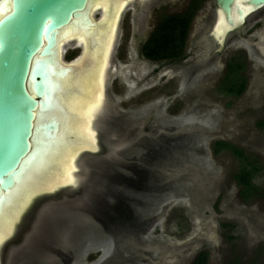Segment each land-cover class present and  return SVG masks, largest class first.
<instances>
[{
    "label": "rangeland",
    "instance_id": "374dc122",
    "mask_svg": "<svg viewBox=\"0 0 264 264\" xmlns=\"http://www.w3.org/2000/svg\"><path fill=\"white\" fill-rule=\"evenodd\" d=\"M185 2L187 0H170L169 10H181ZM124 15L127 18L125 24H117L118 31L116 27V43L121 44L123 57L135 35L129 22L130 14L127 12ZM121 16L122 13L119 20ZM214 17L209 8L200 13L188 41L189 51L202 58L199 59L197 55L196 63L193 54L188 58L189 63L204 66L202 63L207 61L211 69L209 67L202 72L201 66L200 73L191 76L188 68L170 67L152 84V89L139 93L133 101L134 105H139L153 100L152 106L157 113L154 123L157 122L156 117L160 121L164 117L176 125L170 132L162 126L154 127L157 129L153 132L154 137L156 134L168 138L182 135L198 139L199 146L191 147L188 152L170 146L167 149L168 158H157H161L162 162L159 168H153L154 187L148 191L153 194L154 205H150L151 201H148L149 206L138 204L136 219L125 220V225L120 227V237L115 240L112 233L107 234L102 243L81 256L83 264H192L202 249L209 251V264H227L236 257L243 264H252L256 255L260 258L256 264H264V201L252 199L244 202L240 196L241 188L234 179L241 161L231 151L224 149L217 154L214 152V143L224 141L259 157L264 164V127L259 125L264 118V9L251 15L245 25L230 31L221 47L215 45L211 31ZM153 25L154 22L149 30L153 29ZM71 47L73 44H68L67 50ZM218 48L220 54H217ZM240 51L248 54L249 83L242 96L234 97L224 93L227 85L223 76L228 60ZM52 62L57 65L56 60ZM108 66L109 62L105 77ZM102 103L103 100L97 105L96 112ZM72 140L68 136L64 143ZM157 141L163 144L164 155L167 143L162 137ZM80 146L75 149H80ZM82 147L98 152L101 150L96 143H83ZM51 172L54 173L48 168L42 170L41 179ZM255 181L258 185L264 184V171L258 174ZM158 183L162 186L158 187ZM158 195L165 197V201L159 202L156 199ZM30 202L23 206L27 208ZM21 208L13 216L7 235L0 234L1 249L12 235L17 220L25 218L26 208ZM222 223L237 225L238 228L230 231L234 237H231L232 242L227 241V230ZM114 228L111 226L109 229Z\"/></svg>",
    "mask_w": 264,
    "mask_h": 264
},
{
    "label": "flooded vegetation",
    "instance_id": "af4514ba",
    "mask_svg": "<svg viewBox=\"0 0 264 264\" xmlns=\"http://www.w3.org/2000/svg\"><path fill=\"white\" fill-rule=\"evenodd\" d=\"M122 1L125 2V0H115L118 4L117 6L121 5L120 3ZM131 1L121 13L122 16L125 13L127 14V12L130 14L129 22L135 34L133 36V41H131L130 47L126 50V56L124 57L121 44L118 45L115 41L110 65L108 66L109 70L107 69L105 77V92L103 95L104 99L101 112L96 122L92 118L91 124L89 125V129L92 130L90 132L94 133V135H92L94 136V141L97 140V145L101 150L99 152L96 151V149L85 150L79 160L80 169H78L76 165L77 159L72 163L73 166H76L75 170L83 171L82 176L79 174L81 172L78 171L80 177L84 179L83 183L79 184L81 186H86L88 184L87 186L91 188L89 197L86 198L85 204L82 206L83 217L81 218H83V227L79 230V234L84 235L81 239L82 242L76 245L73 241L76 238L67 240V237L62 235L63 232L61 230L59 234V231L55 229L51 230L50 227L48 230L46 229L47 231L42 233V228H44L42 225L34 227L24 235L16 229L14 236L18 239L22 238V241L14 246L9 245L6 249V256L4 249V259L6 257L7 261H0V264H83L81 256L86 251L95 248L96 244L102 243L103 240L106 239V235L112 232V229H109L111 226L117 228V222L122 219L127 221L136 219L138 214L136 206L138 204L144 207L149 206L148 201L149 203L151 201L150 205L155 201L153 199V194H150L151 192L148 193V191H151L154 187L153 179L155 177L153 168L154 166L159 168V164L162 162L161 158L160 160L157 158L161 156L168 158L169 150L167 151V149L170 146H175V143L176 147L184 152H188L191 147L199 146L198 139L186 138L182 135L168 138L163 134H156L154 137L153 132L154 130L157 131L154 127L162 126L166 131L170 132L176 128V125L172 120L167 118L164 119V117L161 121L156 117L157 122L156 124L154 123L157 113L154 110V106H152L154 104L153 100H147V103L145 102L146 104L141 102L139 105H134L133 101L139 93L152 89V84L161 74L167 72L170 67L175 69H180L181 67L188 68L187 72L191 73V76L195 73H200L201 68L199 67L203 65L199 63L196 66H192L188 61L190 56L193 54L195 55V53L189 51L188 41L196 18L208 8L211 9V12L215 14L214 23L211 28V31H213V39L215 40L214 43L217 47H221V44L223 42L225 43L226 39L220 41L222 38L221 36L217 37L215 29L224 18L227 26L232 25L227 17L226 11L217 4L216 0H187V2H185L186 5L178 11L174 8L172 11L169 10L170 0ZM243 5L245 7L249 6L248 4ZM129 7L130 9L127 11ZM263 9L264 6L254 12L245 13L243 22L239 20V14L233 12L232 17L234 18L232 19L235 26L231 31L245 25L247 19L251 15ZM192 10H194V15L190 22V34L182 56L175 59L159 60L149 58L145 51L146 45L158 26L161 23H167L166 20L169 19V17L183 16L188 12L191 13ZM97 15L98 17H96V20L99 21L102 18V14L100 13ZM122 16L119 23L124 25L127 18H125V15L123 18ZM153 22L155 25H153L152 30H149ZM210 37H212V35ZM67 47L68 45H66L64 49V61L67 63L73 62L75 64L76 61L83 57L85 52L83 47L73 46L68 50ZM91 47L92 50H90V54L92 55L96 47L92 45ZM220 52L218 48L217 54H220ZM246 54L245 51H240L236 55L245 57L246 76L249 83V77L247 75L248 64L246 62L248 54ZM197 55L194 57L196 63H198L196 61L198 57L202 59L201 56L198 55L197 57ZM84 61V66L88 69L90 67L92 68L90 60L84 58ZM208 63L207 61L202 63L204 64L202 72L203 69L205 70L210 67V63ZM227 66L228 63L224 70L223 79L225 78ZM148 85L150 87H148ZM61 104L60 102V105ZM160 136L165 143H167V148H165L166 156L165 154L162 155L164 153L163 144L157 141L161 138ZM72 138H74V136ZM187 139H191L194 144L190 146L187 145ZM77 178L79 177L76 176V179ZM159 183L158 187L162 186L159 185ZM75 185L77 186V184ZM75 185L66 187H75ZM54 190L55 187L51 190L46 189V191ZM41 191L43 192L44 190L37 189L36 192L31 195L37 197L38 193ZM159 195L156 199L159 202L165 201L166 198L163 196L159 197ZM35 201L36 200H34V203ZM48 215L49 217L56 216L55 206L50 208V213ZM48 215H46V217H48ZM50 222H54V219H50ZM90 224L94 229H90ZM12 253H16V255L11 258ZM8 259L10 260L8 261Z\"/></svg>",
    "mask_w": 264,
    "mask_h": 264
},
{
    "label": "water",
    "instance_id": "95a60500",
    "mask_svg": "<svg viewBox=\"0 0 264 264\" xmlns=\"http://www.w3.org/2000/svg\"><path fill=\"white\" fill-rule=\"evenodd\" d=\"M95 2L97 1L0 0V214L9 204L10 195L24 183L30 171L39 163L41 155L48 148H53L60 132L56 111L60 106L59 97L63 87L61 88L58 79L76 71V63L64 61V49L70 43L80 46L76 42L77 37L72 41H65V35L75 27L82 32H90L106 19L107 25L114 22L112 14L96 20V15L102 14V11L97 8L98 13L93 14ZM112 2L114 4L115 0ZM216 2L226 11L233 27V12H237L239 20L243 22L245 13L264 6V0ZM243 4L249 6L245 7ZM94 54L95 52L92 55ZM54 60L57 65L53 64ZM68 136L74 139L70 132ZM187 143L189 146L194 144L191 139H187ZM79 172L82 176L83 171ZM79 174L75 187H59L55 192H40L34 199L36 205L33 200L27 206L25 218L20 222L24 223H18L17 231L24 235L42 225V233L49 227L59 231V234L61 230L67 240L76 238L73 240L76 245L81 244L84 236L79 234L83 227L82 206L89 197L91 188L88 184H79L84 181ZM51 204L56 207L55 217L48 215ZM50 219H54V222L51 223ZM124 222V219L118 221L117 228L112 230V234L109 233L115 240L120 237V227L125 225ZM90 229H94L91 224ZM20 241L22 238L14 236L7 241L0 250L1 262L7 261L6 257L4 259V249L6 252L9 245L14 246ZM14 255L16 253H12L11 258Z\"/></svg>",
    "mask_w": 264,
    "mask_h": 264
},
{
    "label": "bare ground",
    "instance_id": "6f19581e",
    "mask_svg": "<svg viewBox=\"0 0 264 264\" xmlns=\"http://www.w3.org/2000/svg\"><path fill=\"white\" fill-rule=\"evenodd\" d=\"M96 1L97 2L93 4V14L96 12L98 13V11H96L97 8H101L102 18L104 19L106 16L110 17L112 14L114 22L107 25L108 19H106L97 29L90 32H82L80 28L75 27V29L69 30L70 32L65 35V41H72L77 37L78 41L76 42L84 48L85 52L83 57L75 62L76 71L72 72L71 75L58 79L61 84V88L63 87V91H61V96L59 97L62 104L59 106L58 111H56V117L59 120L60 132L56 137L53 148H48V150L41 155L39 163H37L36 167L32 170L33 172H30L24 183L10 195L9 204L5 206V209H3L0 214V216H2L0 217L1 235H7L9 226L11 225L10 223H12L13 216L17 213L18 208L22 207L21 210H25L26 206L24 207L23 205L30 202L33 197L31 194L35 193L37 189H43L46 191V189L51 190L55 187V190H57L59 187L75 185L78 180V178L76 179V173L79 170H75L76 168L73 169L72 163L78 159L85 150H92L87 147L81 148L82 144H97V140L94 141V136H92L94 133L90 132L92 130L89 129V125L92 121L90 119V114L94 112L93 120L96 122V119L101 112V107L98 112H96V109L98 108L97 105L99 102L104 98L105 69L108 62L110 65L113 47L116 40V27L117 24L119 26L120 21L119 15L124 9L126 3L131 0H125V2L122 1L119 6H117L118 4L116 2L113 4L112 0ZM232 28V25L227 26L224 18L221 20L220 24L216 26L215 34L217 37L221 36L222 39L220 41H224V38ZM91 44L94 45L93 47H97L94 55L90 54V50H92ZM63 49L64 47L62 50ZM110 54L111 56L109 58ZM84 58L91 61L92 68L90 67L88 69L84 66ZM97 80L98 83L100 82L99 84L97 83ZM93 106L95 108L94 111L92 110ZM69 132L74 136V139L64 143V140ZM78 146H80V149H75ZM76 165L78 166V169H80L79 159L77 160ZM47 168L51 169L54 173L51 172L48 176H43L44 178L41 179L40 172L42 173V170ZM55 190L49 192H55ZM20 220L21 219L17 220L12 235L16 231V226ZM11 236L6 239L2 246L7 243Z\"/></svg>",
    "mask_w": 264,
    "mask_h": 264
},
{
    "label": "trees",
    "instance_id": "16d2710c",
    "mask_svg": "<svg viewBox=\"0 0 264 264\" xmlns=\"http://www.w3.org/2000/svg\"><path fill=\"white\" fill-rule=\"evenodd\" d=\"M193 15L194 10L183 16L169 17V19L166 20L167 23H161L146 45V55L154 60L175 59L182 56L190 34V22ZM224 84L227 85L224 91L225 94L233 95L234 97H240L244 94L248 85L244 56L234 55L229 59ZM259 125L260 127H264V119L259 122ZM214 149L215 154L224 149L231 151L234 157L241 161V167L235 173L234 179L241 188L240 196L243 201L249 202L252 199H261L264 201V184L258 185L255 181L258 174L264 171V164L261 162L260 158L247 153L238 146L224 141L215 142ZM222 227L227 230L225 234L227 241L232 242V238L234 237L230 235V231L238 228L237 225L234 223H222ZM238 239L239 238H235V240ZM259 259V256L256 255L252 264H256ZM192 264H209V251L207 249H202L198 252ZM227 264L243 263L240 258L236 257L230 259Z\"/></svg>",
    "mask_w": 264,
    "mask_h": 264
}]
</instances>
